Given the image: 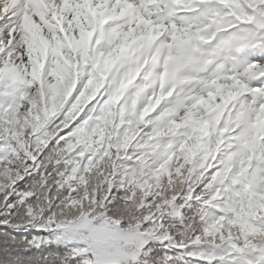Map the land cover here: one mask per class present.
<instances>
[{
    "label": "snow or ice",
    "instance_id": "1",
    "mask_svg": "<svg viewBox=\"0 0 264 264\" xmlns=\"http://www.w3.org/2000/svg\"><path fill=\"white\" fill-rule=\"evenodd\" d=\"M0 264H264V0H0Z\"/></svg>",
    "mask_w": 264,
    "mask_h": 264
}]
</instances>
